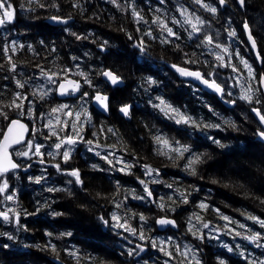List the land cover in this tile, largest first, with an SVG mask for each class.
Returning <instances> with one entry per match:
<instances>
[{"label": "trees", "instance_id": "1", "mask_svg": "<svg viewBox=\"0 0 264 264\" xmlns=\"http://www.w3.org/2000/svg\"><path fill=\"white\" fill-rule=\"evenodd\" d=\"M8 2L14 18L0 25V111L7 114V118L0 115V140L9 121L39 119L43 100L50 99L55 106L74 107V112L68 107L52 118L47 112L51 133L60 128L67 137L74 119V137L92 134L109 149L99 153L104 158L90 151L87 161L92 167L80 168L82 185L74 187L75 177L69 176L71 171L61 160L54 159L56 153L51 149L48 154L44 149L46 153L36 158L30 153L19 157L12 148L21 167L14 171L15 177L12 172L7 176L10 192L19 194L17 200H8L0 192V211L9 216L7 221L0 216V264H219L221 259L225 264H261L264 227L249 217L264 219V143L257 134L262 127L252 113L253 109L264 112L260 84L264 75V0H246L245 7L237 0L223 4L203 0L217 9L214 14L194 0ZM182 8L187 9V16H199L211 29L216 27L218 33L208 27L189 38L191 28L184 23ZM53 16L73 21L55 26ZM245 21L251 26L262 65L250 49ZM163 24L179 39L167 36ZM231 31L236 35L228 36ZM205 34L229 52L201 44L197 37ZM165 39L171 43H162ZM136 42H143V51L136 49ZM216 54L223 60H217ZM242 61L251 66L255 79ZM176 66L202 71L206 78L224 84L225 94L219 97L182 78ZM107 68L124 80L123 85L103 79ZM69 74L83 82L74 105L57 100L59 82ZM148 78L155 83H148ZM17 81L24 87H18ZM38 89L48 95L41 99ZM249 89L251 103L240 98ZM99 91L110 94V114L97 111L96 115L101 114L95 120L88 104L92 92ZM17 94L24 97L17 100L22 107H8ZM161 99L199 126L176 123V113L165 115L155 106ZM130 103V114L124 117L120 107ZM97 120L102 121L100 125ZM157 136L166 138L168 145L157 143ZM45 139L43 133L33 132L20 148L26 151L28 141L49 145ZM180 146L189 151L181 155L173 150ZM196 157L199 160L189 166ZM145 165L154 170L152 175L145 174ZM139 179L147 184L150 197L144 184H136ZM202 203L207 208L202 209ZM161 217L173 218L176 227L161 229ZM255 233L261 239L246 238Z\"/></svg>", "mask_w": 264, "mask_h": 264}, {"label": "snow or ice", "instance_id": "2", "mask_svg": "<svg viewBox=\"0 0 264 264\" xmlns=\"http://www.w3.org/2000/svg\"><path fill=\"white\" fill-rule=\"evenodd\" d=\"M225 2V0H220V3L223 4ZM237 2L239 3V5L241 7H245L246 6V0H237ZM113 3H115V0H113ZM194 3L199 4L202 8H204L205 10L212 12L213 14L216 13L217 9L215 7H211L208 4H205L203 2V0H194ZM40 7H44L43 4L39 5ZM133 14L137 17H139L138 13H135V11L133 12ZM181 14L185 15V21L184 23L188 24L191 28V31L189 32V38H192L194 35L199 34L201 32V28L202 26L205 24V21L203 19H201L199 16H195V22H193V18L190 16H187V9H181ZM14 18V11H13V6L11 3L8 2V0H0V25H4L5 23L11 22ZM52 20L60 22V23H67V20L61 18V17H57V16H53L51 17ZM70 19V17H69ZM139 19H142V17H139ZM175 23H179V21H174ZM245 29L248 31V39L251 41L252 43V47L255 48L256 47V41L252 36L251 30L248 28V24L245 23ZM162 27L164 28V30L167 32V36L169 37H175L176 39H179V37L177 36V34L172 30V28L167 27L166 24H163ZM73 35H75V33H73ZM148 35H151V33H148ZM236 33L235 31H231L229 32V36H235ZM78 39L80 37H77ZM198 39H200L201 44H204L205 46H211L214 45L215 48L218 49H222V51L224 53H228L229 49L227 47H222L221 44L219 43H214L213 37L212 35L209 34H205L202 38L197 37ZM162 43H171V41L165 39L163 41H161ZM141 50H144V46H143V42H141L140 45H138ZM5 51H7V48H5ZM13 51H15V45H13ZM216 59L217 60H223V56H221L220 54H216ZM9 62L11 63V58L9 57ZM242 63L245 64V67L248 69V73L249 76L252 79H255V76L253 74V69L251 68L250 65L247 64V62L242 61ZM175 67V66H174ZM16 69V65L14 63L11 64V70L15 71ZM178 71H180V73L182 75H186V76H194L197 79L201 80L204 84L208 85L209 87L213 88L216 92L219 93H223V89L221 88V86L219 84H217L215 82V80H208V79H204L203 75L200 72H191V71H187L185 69H177ZM234 71L236 70L235 68L233 69ZM42 75H47L46 73H43L42 70ZM81 76H85V74L83 72L80 73ZM103 76H105L113 85L117 84L120 82V77L115 75L113 72L111 71H104L102 73ZM209 75H212L211 73ZM49 81L55 83L54 80H52L51 76L47 77ZM85 82L89 84V86H91V81L87 79V77L85 76ZM17 86L20 88L24 87V83H21L20 81H17ZM148 83L152 84L155 83V81H153L151 78H148ZM260 83L262 86H264V77H261ZM69 86L71 87L72 91H79L80 89V85L78 82H74V81H67V84L65 83H61L58 86V90L60 95H65L66 93H68L69 91ZM257 91H259V89H257ZM39 92V96L41 99H43L45 96L48 95V92L43 91L42 89H38ZM250 93V89L246 90L245 93L240 97L241 99L251 103L252 102V95L249 94ZM34 95L36 93H33ZM230 94V93H229ZM87 93H82V96H86ZM20 99H24V97H21L20 94L16 95V99H14L12 101V103L10 105H8V107H16V108H21L22 105L17 103V100ZM94 99L96 100V102L98 104H100L103 109L105 111H107L108 109V97L106 95H101V94H96ZM260 101L257 100L256 103H259ZM156 107L160 108V110L162 112H164L165 115H169V113H176L179 116V119H176V123H184V124H191L194 126H199L196 124V121L192 120L190 117H185L181 114H179L178 110L172 108L171 105L167 104L164 100H160V104L159 105H155ZM68 108V105H61L59 107H54L51 109L52 113H57V112H62L65 109ZM120 111L125 115L128 116L130 114V106L125 105L123 107H121ZM253 111L256 112L257 116L260 119V122L262 124H264V114H261L259 110L257 109H253ZM67 115L71 116L72 113L71 111H68L66 113ZM0 115H4L5 118H7V114L3 113L2 111H0ZM79 113H76V118L77 120H79ZM170 119H174V116H169ZM59 122V121H57ZM226 123H228L226 121ZM209 127L213 126V125H208ZM215 127H219V125H214ZM48 127L51 128L52 127V122L51 120L49 121ZM24 131H26V128L23 124H21L19 121L17 120H11L9 121V127L7 129V134L4 136V141L3 143H0V176H2L4 173H6L9 168L11 169H16L18 167H20L19 164L13 163L10 158H9V153H8V148L11 146V144H20L23 141V133ZM109 131H113L112 129H109ZM259 135L260 138L264 139V131H258L257 133ZM52 135L56 136L57 133L55 131H52ZM77 135H79V133H77ZM59 139V138H58ZM156 141L157 143H162L164 145H168V140L166 138H162L161 136H157L156 137ZM77 141L75 139H73L71 136L67 137L66 139H60V141L58 143L55 144V148L57 150L61 149L62 146L64 145H73L75 144ZM88 144H92V141H85ZM214 143H219L218 141H213ZM178 143V142H177ZM26 147V151H21L19 153H17L20 156L23 157H28L29 156V152H34L35 155H41L40 152V148L41 145L36 144L33 145V143L31 141L26 142L25 144ZM182 149V151H181ZM91 150V149H90ZM174 151L180 152L181 155L183 154V152H188L189 148L186 146H180L177 148L173 149ZM59 154V153H58ZM97 155H99V153H97ZM63 159L65 160V162L70 158V152L69 151H65L62 153ZM106 158V157H105ZM199 160V157H196L194 160L190 161L189 166H191L192 163H195L196 161ZM43 162V161H41ZM55 167H57V169L59 170V165H55ZM126 167H130L127 166ZM145 174L146 175H152L153 173V169L150 168V166L145 165ZM122 171L124 169H121ZM193 174H195V171L193 169ZM69 175L75 177L76 182L77 183H81L80 181V176H79V171L78 170H73L69 173ZM40 182V178L36 179V183ZM141 184H144L145 187V191L147 192V195L150 197L152 195L151 191L148 190L147 184L141 180L140 181ZM170 187V185H169ZM8 188V184L5 181L3 186L0 187V192H4L5 189ZM54 189H49V191H53ZM58 190V189H57ZM5 199L11 200L13 199V197L11 195L6 196ZM184 202H187L186 197L184 198ZM161 207H163V205H161ZM200 207L202 209L207 208V205L205 204H201ZM0 216H3V219L5 221L9 220V216L7 212H0ZM114 220H119V217L113 215L112 217ZM103 219V218H101ZM141 220H144L145 218L143 216L140 217ZM197 219H199V217H197ZM223 219L227 220L228 217H223ZM249 219H252L253 221L257 222L260 224L261 227H264V219H260L258 217L255 216H250ZM105 223H107V221H105ZM158 223L161 225H165V224H172L175 225V221L170 220V219H166V218H162L160 220H158ZM115 227H122L123 225L120 224H116L114 225ZM204 227H208L207 224L204 225ZM240 227H244V225H240ZM189 230L191 231L192 229L189 228ZM195 235V233H193ZM239 235V233H237ZM51 235V234H49ZM144 237L141 236V239H143ZM199 238L203 239V236L201 235ZM247 239H250L252 241H256L261 239V235L259 233H255L253 234L251 237H246ZM9 239H12L11 236H9ZM52 250L55 252V248L53 247ZM229 251H232L231 248H229ZM131 251H129V255H131ZM69 255H73L75 256L76 253L74 252H70ZM197 264H199V261H197ZM219 264H225L224 260H220ZM261 264H264V261L261 262Z\"/></svg>", "mask_w": 264, "mask_h": 264}, {"label": "flooded vegetation", "instance_id": "3", "mask_svg": "<svg viewBox=\"0 0 264 264\" xmlns=\"http://www.w3.org/2000/svg\"><path fill=\"white\" fill-rule=\"evenodd\" d=\"M228 36H229V34H228ZM222 85L226 89L225 85L224 84H222ZM95 93L96 92H92L91 100H90V103L88 104V107H89L90 114L93 115V117H95V120H96V116H99V114H101V113L98 112V115L95 114V112L100 111L97 108H95V106L93 104ZM76 98H78V97H74V91H71L67 95H64V96L58 95L57 100L64 101V103L70 102V104L74 105V99H76ZM81 100L87 101V97H83ZM42 104H43V108H42L41 114H39V116H40L39 119L34 118V120H32V121L30 120L31 125L26 121L29 125L30 133H31V130H33L37 127V131L43 133L46 136L45 142L47 141L50 143L49 145H47V144L41 145V149L42 150L45 149L47 154L49 152H51L50 149L54 153H56V156L54 155V159H56L57 161L61 160L63 166L68 168L69 172L73 171V170L80 171L81 170L80 168H82L83 166L92 167L89 165V163L87 161V155L90 154V151H92L94 154V153H102L103 150L109 149V146H107L108 147L107 148L104 145H102L101 140L98 137L93 136L92 134L89 137H81V138L74 137V119H73L71 121V127L68 130L69 132L67 131V135H68L67 137L71 136L77 142L73 145H64L61 147V149L57 150L55 148V144L58 143L60 141V139H66L67 137H63L60 128L56 129V131H55L57 133L56 136L52 135L50 128L47 127L49 124V121H48L49 118L47 116V112L48 111L50 112L49 114L52 118V116L57 115L58 112L52 113L51 109L54 107H59V105L55 106L54 101H52L50 99H44ZM68 107H70L71 111L74 112V107H71V106H68ZM121 107H123V106H121ZM121 107H120V109H121ZM120 113H121V111H120ZM101 122H102L101 120H97L98 125H100ZM104 139H105V142L108 141L107 138H104ZM85 141H92V144H88ZM45 151H44V153H46ZM65 151L70 152V158L66 162L62 156V153ZM94 155L97 156L98 158H104L101 155H97V154H94ZM69 176L71 178H73V176H71V175H69ZM139 180H142V179H139ZM81 185H82L81 183L76 182V184H74V187H76V186L81 187Z\"/></svg>", "mask_w": 264, "mask_h": 264}, {"label": "water", "instance_id": "4", "mask_svg": "<svg viewBox=\"0 0 264 264\" xmlns=\"http://www.w3.org/2000/svg\"><path fill=\"white\" fill-rule=\"evenodd\" d=\"M63 19L67 20V23H66V24H65V23H60V22H57V21H54V20H51V23H52L53 25H55V26H59V25H68L70 22L73 21L72 18H70V19H69V18H63ZM248 28H249V27H248ZM244 29H245V28H244ZM249 29L251 30V28H249ZM245 33H246V37H247V39H248V31H247L246 29H245ZM251 33H252V31H251ZM252 36H253V34H252ZM253 38H254V36H253ZM254 39H255V38H254ZM255 41H256V40H255ZM248 42H249V45H250L251 50H252L253 53H254L255 59L258 61L259 65H262V56H261V54H260V52H259V48H258L257 42H256V47H255V48L252 47V43H251V41H250L249 39H248ZM178 68H180V69H185V70H187V71H191V72H200V73L203 75L202 71H200V70L191 69V68H189V67L176 66V70H177ZM104 71H111V72H113L115 75H117V73H115V72H114L112 69H110V68H108V69H106V70H104ZM177 72H178L179 75H180L181 77H183L184 79H188V80H191V81L195 82L197 85H199L201 88H203L204 90H206V91L209 92V93H214V94L218 95L219 97H222L223 94H224V92H225L224 87H223L218 81H216V80H215V82H216L217 84H219V85L221 86V88L223 89V93L216 92L213 88H211V87H209L208 85L204 84L201 80L197 79V78L194 77V76H186V75H182V74L180 73V71H178V70H177ZM117 76H118V75H117ZM102 77H103V79H104L105 81H107V82H109L110 84H112V83H111V82H110L105 76L102 75ZM203 77H204V79H208V78H206L204 75H203ZM262 77H264V75H262ZM208 80H211V79H208ZM67 81L78 82L79 85H80V89H81V85H82V83H81L80 81H77L76 79L70 77L68 80H62L61 83H65V84H67ZM61 83H60V84H61ZM123 83H124V81L122 80V78H120V82L117 83V84H115V85H123ZM260 84H261V83H260ZM80 89H79V91H74V96H75V97H77V96L79 95V93H80ZM261 89H262V91H263V93H264V86L261 85ZM71 90H72V89H71V87L69 86V91H71ZM69 91H68V92H69ZM66 94H68V93H66ZM66 94H65V95H66ZM96 94L106 95V96L108 97V105H109V106H108L107 111H105V110L103 109V107H102L100 104H98V103L96 102L95 99H94V106H95L98 110L102 111L104 114H106L107 116H109V114H110V98H111V97H110V94H108V93H107V94H104V93H101V92L96 93ZM225 103H226V104H230L228 101H225ZM127 105L130 106V111H131V108H132L133 105H132L131 103H130V104H127ZM124 106H125V105H124ZM257 110H259L261 114H264V113H262V111H261L260 109H257ZM252 113H253V115L255 116V118H256V120L258 121V123L261 125V127H262V129H263L262 131H264V124H262V123L260 122V119H259V117L257 116V114H256L255 111L252 110ZM122 115L125 116L123 113H122ZM13 120H17V121H19L21 124H23V125L25 126L26 131H24V133H23V141H25L26 138L28 137L29 133H30V129H29V125H28V123H27L25 120H22V119H19V118H16V119H13ZM8 127H9V123H8V125H7V127H6V129H5V131H4V133H3V135H2V137H1L0 143H3V141H4V136L7 134V129H8ZM259 139L264 143V139H262V138H260V137H259ZM23 141H22V142H23ZM15 145H18V144H11V146L8 148L9 158H10V160H11L13 163L19 164V163L14 159L13 154H12V151H11L12 147L15 146ZM19 165H20V164H19ZM18 168H20V167H18ZM18 168H16V169H18ZM12 170H15V169H11V168H9V170H8L7 172H10V171H12ZM162 218H166V219H170V220L175 221V225H172V224L161 225V224L158 223V225H159V227H160L161 229H166L168 226H171L172 228H175V227H176L177 223H176V220H174L173 218H170V217H161V218H159V220L162 219Z\"/></svg>", "mask_w": 264, "mask_h": 264}, {"label": "rangeland", "instance_id": "5", "mask_svg": "<svg viewBox=\"0 0 264 264\" xmlns=\"http://www.w3.org/2000/svg\"><path fill=\"white\" fill-rule=\"evenodd\" d=\"M205 21V20H204ZM193 22H195V19H193ZM208 27H209V24L205 21V24L202 26V28H201V33H204L207 29H208ZM209 31H211L212 30V33L213 34H216V33H218V30L216 29V27H213L212 29H211V27H209V29H208ZM216 41V40H215ZM135 45V47H136V49H141L138 45H140V44H138L137 42L134 44ZM71 74H69L68 76H65L64 77V80H68L71 76H70ZM242 84L241 83H239L238 84V87L239 88H242ZM82 91V90H81ZM75 97V96H74ZM80 97V96H79ZM78 97V98H79ZM32 117V116H31ZM28 122V121H27ZM30 124V123H29ZM31 125V124H30ZM33 132H35V134H36V132H38L37 131V127L35 128V129H33V130H31V133H33ZM30 133V134H31ZM15 149V152H16V154L17 153H19V152H21V151H23V150H21V148H20V145H18L17 147H15L14 148ZM27 150V149H26ZM40 152H41V155L43 156L44 155V150H40ZM31 155H32V157H36V158H40L41 157V155H35L34 154V152H29ZM18 155V154H17ZM19 157H22V156H20V155H18ZM18 157V158H19ZM20 159V158H19ZM219 159H221V158H219ZM16 160V159H15ZM216 159H214V160H212V164H213V162L215 161ZM18 163H19V161L18 160H16ZM217 162V161H216ZM15 170H12V171H10V173L12 172V176L13 177H15V172H14ZM7 182V184H8V188L7 189H5V191L4 192H2L3 194H6L7 196H9V195H11L14 199H16L17 200V196H18V194H19V191L18 192H16V191H11L10 192V188H11V183H10V178H9V176H7V174L6 173H4L3 175H2V177L0 178V187H2L3 186V184H4V182ZM140 181L141 180H138L137 181V183L136 184H141L140 183ZM1 212V211H0Z\"/></svg>", "mask_w": 264, "mask_h": 264}, {"label": "bare ground", "instance_id": "6", "mask_svg": "<svg viewBox=\"0 0 264 264\" xmlns=\"http://www.w3.org/2000/svg\"><path fill=\"white\" fill-rule=\"evenodd\" d=\"M245 23H247V22H246V21L244 22V24H243V27H244V28H245V26H244ZM247 24H248V23H247ZM248 27L251 28V26H250L249 24H248ZM250 49H251V48H250ZM251 51H252V50H251ZM252 52H253V51H252ZM219 83H220V82H219ZM220 84L222 85V83H220ZM222 86H223V85H222ZM223 87H224V86H223ZM224 89H225V88H224Z\"/></svg>", "mask_w": 264, "mask_h": 264}]
</instances>
